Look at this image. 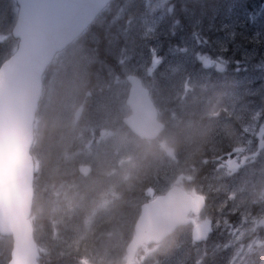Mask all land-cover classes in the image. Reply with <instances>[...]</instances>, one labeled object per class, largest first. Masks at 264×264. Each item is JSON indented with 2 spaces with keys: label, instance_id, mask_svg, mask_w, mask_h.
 Returning <instances> with one entry per match:
<instances>
[{
  "label": "rangeland",
  "instance_id": "1",
  "mask_svg": "<svg viewBox=\"0 0 264 264\" xmlns=\"http://www.w3.org/2000/svg\"><path fill=\"white\" fill-rule=\"evenodd\" d=\"M16 12L14 0H0V64L16 48ZM47 74L41 144L50 173L65 158L71 178L52 204L55 222L69 224L50 254L66 257L47 264H82L77 256L124 264L139 207L174 185L207 195L211 242L192 244L182 227L131 264H264V0H115ZM128 75L142 80L168 127L154 142L123 124ZM106 192L119 198L116 213ZM50 206L43 200L44 216ZM115 227L116 237L108 234ZM9 252L0 237V264Z\"/></svg>",
  "mask_w": 264,
  "mask_h": 264
},
{
  "label": "water",
  "instance_id": "2",
  "mask_svg": "<svg viewBox=\"0 0 264 264\" xmlns=\"http://www.w3.org/2000/svg\"><path fill=\"white\" fill-rule=\"evenodd\" d=\"M19 7L12 35L16 53L0 67V235L12 236L9 264H37L38 255L27 221L32 198V122L41 91V75L55 53L64 49L94 19L109 0H16ZM131 115L124 124L140 139L153 140L163 130L156 110L139 79L126 78ZM195 204L173 189L142 206L135 237L127 248V263L143 244L159 243L180 225L188 224ZM209 223L194 227L200 242Z\"/></svg>",
  "mask_w": 264,
  "mask_h": 264
},
{
  "label": "flooded vegetation",
  "instance_id": "3",
  "mask_svg": "<svg viewBox=\"0 0 264 264\" xmlns=\"http://www.w3.org/2000/svg\"><path fill=\"white\" fill-rule=\"evenodd\" d=\"M51 162V161H50ZM48 163V167H50L51 166V163ZM64 165L63 164H60V165H58V167H57V170H56V172L52 175V177H53V180H55L56 178H59V180H57V181H53V184H54V188H53V190H56L57 192H60V190H59V188H61L62 187V184H64V182L68 179V178H66L64 175H63V173H64ZM61 175H63V176H61ZM61 179V180H60ZM64 179H66V180H64ZM45 220V219H44ZM46 221V220H45Z\"/></svg>",
  "mask_w": 264,
  "mask_h": 264
},
{
  "label": "trees",
  "instance_id": "4",
  "mask_svg": "<svg viewBox=\"0 0 264 264\" xmlns=\"http://www.w3.org/2000/svg\"><path fill=\"white\" fill-rule=\"evenodd\" d=\"M46 132H48V131L46 130Z\"/></svg>",
  "mask_w": 264,
  "mask_h": 264
},
{
  "label": "bare ground",
  "instance_id": "5",
  "mask_svg": "<svg viewBox=\"0 0 264 264\" xmlns=\"http://www.w3.org/2000/svg\"><path fill=\"white\" fill-rule=\"evenodd\" d=\"M92 205V204H91Z\"/></svg>",
  "mask_w": 264,
  "mask_h": 264
}]
</instances>
